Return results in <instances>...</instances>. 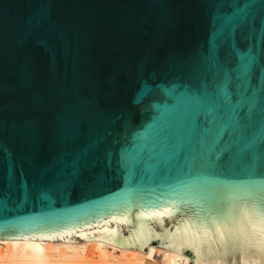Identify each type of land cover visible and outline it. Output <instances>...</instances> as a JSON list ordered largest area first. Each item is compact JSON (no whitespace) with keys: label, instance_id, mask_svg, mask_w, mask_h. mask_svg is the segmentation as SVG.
I'll list each match as a JSON object with an SVG mask.
<instances>
[{"label":"water","instance_id":"95a60500","mask_svg":"<svg viewBox=\"0 0 264 264\" xmlns=\"http://www.w3.org/2000/svg\"><path fill=\"white\" fill-rule=\"evenodd\" d=\"M264 264V0H0V239Z\"/></svg>","mask_w":264,"mask_h":264},{"label":"bare ground","instance_id":"6f19581e","mask_svg":"<svg viewBox=\"0 0 264 264\" xmlns=\"http://www.w3.org/2000/svg\"><path fill=\"white\" fill-rule=\"evenodd\" d=\"M158 257L160 260L156 259ZM187 256L165 246L147 251L97 240L0 239V264H186ZM218 264V261H216Z\"/></svg>","mask_w":264,"mask_h":264},{"label":"rangeland","instance_id":"374dc122","mask_svg":"<svg viewBox=\"0 0 264 264\" xmlns=\"http://www.w3.org/2000/svg\"><path fill=\"white\" fill-rule=\"evenodd\" d=\"M156 259L159 261L160 259L158 257H156Z\"/></svg>","mask_w":264,"mask_h":264}]
</instances>
